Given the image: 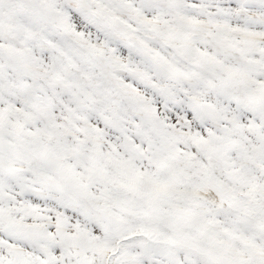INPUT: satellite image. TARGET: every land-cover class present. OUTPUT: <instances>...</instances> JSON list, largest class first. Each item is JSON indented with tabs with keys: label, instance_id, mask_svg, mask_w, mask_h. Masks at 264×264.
Here are the masks:
<instances>
[{
	"label": "snow or ice",
	"instance_id": "1",
	"mask_svg": "<svg viewBox=\"0 0 264 264\" xmlns=\"http://www.w3.org/2000/svg\"><path fill=\"white\" fill-rule=\"evenodd\" d=\"M0 264H264V0H0Z\"/></svg>",
	"mask_w": 264,
	"mask_h": 264
}]
</instances>
